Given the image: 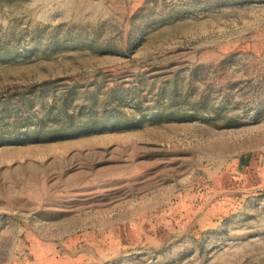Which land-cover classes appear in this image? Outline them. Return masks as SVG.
I'll use <instances>...</instances> for the list:
<instances>
[{
	"label": "rangeland",
	"instance_id": "rangeland-1",
	"mask_svg": "<svg viewBox=\"0 0 264 264\" xmlns=\"http://www.w3.org/2000/svg\"><path fill=\"white\" fill-rule=\"evenodd\" d=\"M0 264H264V0H0Z\"/></svg>",
	"mask_w": 264,
	"mask_h": 264
}]
</instances>
